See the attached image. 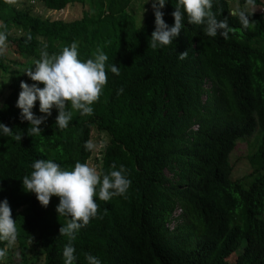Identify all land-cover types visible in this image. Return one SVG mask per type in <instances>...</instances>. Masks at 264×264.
Masks as SVG:
<instances>
[{"label":"trees","instance_id":"1","mask_svg":"<svg viewBox=\"0 0 264 264\" xmlns=\"http://www.w3.org/2000/svg\"><path fill=\"white\" fill-rule=\"evenodd\" d=\"M10 1L0 0V30L14 55L31 59L27 69L41 50L58 53L72 42L81 60L97 47L108 60L107 81L92 114L74 112L61 130L53 108L40 125L41 136L33 137L25 134L28 124L18 119L15 102L20 82H34L11 72L0 123L21 140L0 137V199L8 201L16 234L11 242L0 240L5 253L0 264H63L67 240L58 229L66 218L55 212L58 198L41 207L21 187L37 159L68 170L77 161L88 163L100 174L123 165L130 180L123 195L107 202L94 197L97 217L73 241L75 264H86L84 253L101 264H264V15L248 9L251 24L245 29L229 15L244 0H213L217 19H227L233 29L227 40L219 32L206 36L203 25L185 18L171 45L152 49L153 11L140 27L123 0H38L46 11L70 4L86 8L73 21L35 16ZM177 2L166 0L161 10L169 26ZM186 50L188 57L179 60ZM3 60L1 54L0 72L7 75ZM112 63L120 66L119 76L108 70ZM32 112L43 115L38 103ZM93 130L107 139L99 155ZM256 131L250 172L233 179L230 155Z\"/></svg>","mask_w":264,"mask_h":264},{"label":"clouds","instance_id":"2","mask_svg":"<svg viewBox=\"0 0 264 264\" xmlns=\"http://www.w3.org/2000/svg\"><path fill=\"white\" fill-rule=\"evenodd\" d=\"M148 0H144V4ZM166 0H152L154 16V31L149 38L150 47L158 49L171 45L180 34L185 20L190 25H203L204 34L208 37L219 36L224 40L229 38L233 29L227 19H217L212 11L213 0H178L175 10L171 13L173 24L167 25L163 20ZM255 7V0H244V5L237 7L229 15L238 18L243 28L251 24L248 9ZM62 11V10H61ZM58 12V11H54ZM143 8L139 24L141 27ZM59 20V19H58ZM31 40V34L27 35ZM7 34L0 30V49L6 46ZM188 57L187 50L177 55L179 60ZM107 55L97 47L91 58L81 60L78 57V45L72 42L58 53L41 50L39 59L33 61V66L24 74L32 84L21 81L15 107L19 110L18 119L27 122L25 134L41 136L40 127L51 110H56L55 125L58 129L68 127L74 112L81 115H91V105L98 100L102 87L107 81ZM108 70L119 76L120 66L114 63L108 65ZM43 85V87H38ZM123 89L117 90V95ZM38 103V111L43 114L35 116L32 112L34 104ZM0 137H9L15 141L21 140V134L0 123ZM85 148L91 150L93 145L86 143ZM32 171L20 180L23 192L31 193L41 207H47L50 197H57L55 207L57 216L65 217L66 222L58 229L59 235L66 237L67 242L62 249L63 264H75L76 256L73 241L78 231L91 218L97 217L95 198L107 202L114 196L123 195L129 188L130 180L123 165L116 169L112 166L107 174H100L94 166L77 161L68 170L51 159H37L30 165ZM106 211V210H105ZM16 234V222L11 216L7 199H0V240L12 241ZM5 255L0 249V257ZM86 264H101V260L91 254L84 253Z\"/></svg>","mask_w":264,"mask_h":264},{"label":"rangeland","instance_id":"3","mask_svg":"<svg viewBox=\"0 0 264 264\" xmlns=\"http://www.w3.org/2000/svg\"><path fill=\"white\" fill-rule=\"evenodd\" d=\"M122 1V0H121ZM117 3L120 0L116 1ZM10 3L18 9L29 11L30 14L44 17L45 19L51 20H66L73 21L76 19H80L82 16L83 8L79 4L69 5L62 11L54 12V11H46V9L42 6V4L38 0H11ZM125 4L126 12L133 16L138 22L141 14V7L143 8L142 20L152 12V0H148V3H144V0H123ZM232 8H235L236 5L234 2L230 3ZM88 6V4H87ZM251 12L256 14L264 15V0H262L261 7L255 6L254 8H249ZM84 14V13H83ZM5 55V63L10 71L7 75H3L0 72V101L8 94V87L11 82V72L16 71L20 74H24L27 70V61L31 59H23L14 55L11 52V49L8 48L7 44L4 48L0 49V55ZM24 65V66H23ZM107 142V139L104 135L99 134L95 130L92 131V143L94 145V151L99 155V152L102 150L103 146ZM258 142V133L257 131L250 137L245 138L243 141L237 143L236 149L230 155V163L233 165V179H240L243 176L247 175L250 172V164L248 162L249 155L255 150ZM1 262L5 261V256L2 257Z\"/></svg>","mask_w":264,"mask_h":264}]
</instances>
